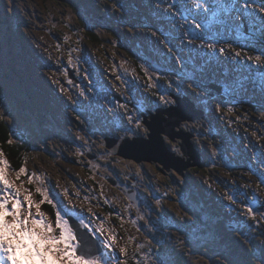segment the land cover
<instances>
[{
  "label": "rangeland",
  "instance_id": "1",
  "mask_svg": "<svg viewBox=\"0 0 264 264\" xmlns=\"http://www.w3.org/2000/svg\"><path fill=\"white\" fill-rule=\"evenodd\" d=\"M75 1V5H88L87 7L91 9L89 2H86V0H84L85 4L79 0ZM71 9L70 7H61L55 0H13L11 4H9V0H0V10H4L0 14V19L3 21V18H7L8 20V24L0 22V110L5 115L4 120L9 124L12 142L18 144L26 143L28 147L23 167L26 168L27 175L33 176V182L28 184L26 182L27 175H23L21 180L25 182L24 187L33 193L35 187L50 189L51 197L55 198V204L59 206V210L66 219L71 217L78 222L83 220L85 224H90L93 229L103 222L107 231L104 236L99 233H93L95 238L103 244L105 237L111 233L116 236L117 242L113 245L114 252L104 247V253L94 258L100 260L101 264H119L112 257L119 256L120 247H126V254L119 257L124 264H155L154 253L157 249H159L160 256L166 264H174V258H176L174 247H176L175 249H182L185 253H183L180 264H185L188 259L198 264H214L211 259L216 254L210 257L206 256L200 248L210 247L211 250L213 249L219 254L216 248L210 246L214 241L217 243L222 242L218 236L210 237V245H208L203 241V238L200 239L196 236L197 227L191 226L188 231H185L183 227L174 226L171 222L169 224L163 223L160 217L154 219L158 224L157 226L150 225L146 227L139 219L127 220L124 224L122 220V223L117 219L113 220L101 208V202L104 200L101 198L102 193L104 198L107 197L110 200L111 207L116 208L120 213L122 212L120 209L121 192L115 188L113 189L107 182L108 177H114L115 175L125 179L128 184L136 181L134 186L141 188L147 193V199H153L156 204L161 205V207L164 206L166 210L171 209L184 213L183 209H185L186 202L184 196L176 195L174 191V181L171 175L173 170H168L167 174H161L156 163L145 161L135 166V162L132 160L124 159L115 154L113 148L107 149L103 140L95 139L97 133H101L107 128L114 133H118L120 135L119 140L127 137H146L147 129L143 123L141 128H137L134 123L137 118L141 119L142 122L143 116H141V113L146 110L140 105L141 103H138L137 99L136 104L131 101L132 95L135 96L140 90L146 89L143 84L146 79L139 77L135 65L128 61L125 54L117 48V45L113 47L109 40H106L102 48L108 50L111 60L103 58L101 50L95 47H86L85 49L91 50L90 54L93 56V61L98 66V69L95 70L92 64L88 63L84 58L80 49L84 41L82 39L78 40L81 30L77 22L79 19H83V16L78 10L74 13ZM176 16V20L181 21V18L180 20L178 19L177 14ZM221 24L222 22H217V25L220 26ZM186 27L188 26L179 24L177 32L180 35L182 33L186 35ZM207 40L211 41L210 39ZM57 45H59V51H57ZM45 48H47V52L44 51ZM71 48H74L75 51ZM60 52L62 56L66 57L68 55L67 57L69 58V55H71L72 57L73 63L70 66L64 64L68 69L63 67L62 64L58 65L57 60ZM80 62L83 69L78 67ZM89 69L93 70V77L87 74V79L79 76L80 71L85 74ZM148 69L147 84H149V77L152 78L153 84V78L158 81L166 78L168 82H182V87L187 85L189 81V77L186 78V76H174L172 79L169 74L166 75L165 73ZM43 73H54V78L59 80L69 91L59 94L58 88L60 85L51 83L50 80L43 76ZM158 73L161 74L159 77ZM68 74H73V78L68 76ZM97 74L99 77L104 75L109 82H113L114 89L112 91L115 94L112 92L108 93V91L98 85L96 80H94ZM229 82L231 84L234 80L230 79ZM48 85L52 86L54 88L52 91L59 94V97L62 98L60 100L62 105L60 107L62 111L60 119H66V121L59 119L56 123L55 121L53 122L56 109L49 106L46 100H42L41 97L35 94L37 90L42 91L43 88L49 90ZM173 86L174 92H176L175 84ZM35 88L34 92L24 95L23 90L31 91ZM244 88V85L241 86V90ZM82 92L84 95H81ZM41 93L37 92V94L45 97ZM212 98L214 99L210 100V105L215 103L216 107V104L220 103V115L230 126L235 127L241 122L233 113V109L238 106L236 102H226L224 106L222 101L216 97ZM100 101H103L105 105H93L95 102L99 103ZM121 105H124V107H121ZM165 105L163 104L162 106ZM68 110L74 111L76 116L79 115L78 123L85 124V120L90 122V126L77 127L78 129L72 130L75 133L79 132L81 138H78L77 134L72 136L69 133L79 141V146L73 150L69 149L72 144L69 139L71 136H65V131L61 132L57 126V123L70 126L69 122L73 119H70V117L66 118L67 115L72 116ZM44 113H47V116ZM129 113L132 116L133 123H129ZM213 118L211 117L209 124L210 126L214 125L215 128L213 131H207L206 134L202 130V125L205 126V124L202 123L201 125L199 118L189 121L187 126V122L181 123V127L186 126V129L195 127L197 132H195V129L192 130L194 131L192 138L194 145L204 146L207 142L209 145L206 147H210L208 148L209 152L215 155V147L211 145L212 139L215 140V136H218V133L221 135L222 132H216L218 124L215 121L212 122ZM114 119L118 123H114ZM111 125H114L115 128H110ZM129 128L132 129L131 132L127 131ZM85 140L88 141L87 144ZM90 140H92L93 144ZM165 142L167 148H170L176 156L180 155L176 141H170V139L165 137ZM226 143L231 146L230 143ZM102 144L103 147H101ZM92 148H94L96 153L93 152ZM63 149L68 150L63 152ZM85 149L91 150L92 154L99 158L91 161L88 168L83 169L81 165L74 164L69 159L75 157L80 160L82 156L85 157ZM0 151L3 152L1 146ZM4 156L7 159L5 154ZM9 165L10 178L14 179L15 171L17 170H14L10 161ZM158 166L160 167L159 164ZM211 167H214V165ZM15 182L19 184L21 181ZM65 189L69 193L67 197L63 194ZM76 193H79V195H76ZM33 199L39 201L40 197L34 193ZM89 208L92 209L93 215L89 214ZM46 209L49 210L47 211ZM213 209L217 211V206L213 207ZM41 211L47 219L54 220L56 209L51 205L45 203L44 207L43 204ZM146 213L150 214V211L145 210L143 214L139 212L142 216H145ZM176 215L180 217L182 222H185L184 215L180 213H176ZM171 216L174 218V215ZM127 217L125 216L124 218L127 219ZM191 218L192 220L195 219V217ZM168 219L171 218L168 217ZM246 221L245 219V221L241 222L242 227H245ZM82 226L84 227V225ZM138 228L140 229L139 231L137 230ZM242 231L245 230L242 228ZM253 234L251 235L253 236ZM153 237L158 239L155 240ZM149 239L153 243L149 244ZM235 240H237L236 237ZM253 241L255 243L257 241L260 242L258 236H254ZM156 242H164L166 248L160 249L161 247H156ZM25 243L29 242L25 241ZM137 246H139V250ZM26 252L27 249L23 251L17 249V259H19L20 264H33V261L25 256ZM149 252L153 253V255H147ZM183 260L185 261L183 262Z\"/></svg>",
  "mask_w": 264,
  "mask_h": 264
},
{
  "label": "trees",
  "instance_id": "2",
  "mask_svg": "<svg viewBox=\"0 0 264 264\" xmlns=\"http://www.w3.org/2000/svg\"><path fill=\"white\" fill-rule=\"evenodd\" d=\"M55 1L61 7H70L72 12L76 13L78 10L82 14L84 20L79 19L77 22L81 30L78 40L84 41L80 49L88 63L92 62L91 59L89 60L85 47H95L101 50L103 58L111 60L108 50L102 48L106 40H109L113 47L117 45V48L135 65L137 74L140 78L146 79L145 82H147V76L143 70L144 64L150 69H158L144 59V55L166 68L164 72L166 75H171L172 79L174 76L189 77L187 85L182 87L181 91L184 95H190V98L204 111L205 116L200 119L201 125L205 124V126L202 125V130L205 134L207 131L214 130L215 126L209 124L211 117H214L212 122L215 121L218 124L216 132L221 131L223 134L218 133V136H215L216 139H212L211 143L216 150H221V161H216L217 155L209 152L208 148L210 147H205L204 158L207 165L202 168H191L189 171L201 172L199 182L206 188L214 190L210 191L213 199L217 198L224 203V198H226L227 204L234 205V208L238 210L239 208L243 209L241 202L244 200L251 202L252 205H264V194L258 193L257 195L251 192V189L245 191L246 198L233 196L234 200H229L228 186L224 182L223 175L219 173L220 171L227 172L229 179L234 171L226 167V162L223 160L227 158L228 162H238V168H243L238 159H242L245 155L246 162L248 163L250 160L255 165L251 166L252 163H249L248 171L242 170L240 176L246 178L245 175H249L256 182L264 179V66H262L264 65V14L258 11L261 6H264V0H249L251 5L249 7L244 6L243 0H207V3L204 0H160L159 4L156 3V0H86L91 9L87 7L88 5H75V0ZM79 1L84 3V0ZM113 4L118 5L122 10L113 8ZM173 4L175 7H171ZM2 13L0 10V14ZM176 14L179 20L181 18V21L176 20ZM0 22L8 24L7 18H3V21L0 19ZM197 22L204 27L197 29ZM217 22H222V24L219 26ZM179 24L188 26L186 27L188 32L185 31L186 35L184 33L180 35L177 32ZM197 35L201 39H194ZM202 41L205 46H199ZM212 42H215L217 49L223 47L225 42L231 43L234 48L241 51V58L233 59L230 52L224 56L219 55L218 52L210 53L206 44ZM165 45H169L171 51ZM245 50L247 56H261V61L247 60V57L244 56ZM162 55L165 56V60H162ZM64 57V55L61 56V59L67 62V58L64 59ZM177 57L179 60H183V64ZM230 79L234 80L231 84ZM107 80L104 81L107 82ZM153 80L158 82L155 78ZM160 80L162 84L169 87L166 78ZM192 82L197 84L200 89L199 97L193 95L189 89V83ZM21 84L24 85L23 82ZM243 85L245 88L241 90ZM23 93L26 96L32 93V90H23ZM212 97L222 101L224 106L226 102H236L238 106L233 109V113L241 122L235 127L230 126L221 117V111H216L215 103L210 105V100L214 99ZM150 99L156 101L151 91L148 90L139 95L138 103L147 104ZM194 129L196 130L195 127L190 128V130ZM211 134L214 135L212 132ZM11 136L9 124L5 120H0L1 149L12 162L14 170H17L25 161L28 147L26 143H9ZM226 142L242 150L237 161L232 160L233 152ZM208 145L209 143L206 144V146ZM212 165L214 167H209ZM189 171L188 173L192 174ZM237 174H239L238 170ZM236 177L238 178V175ZM238 181L240 182L239 178ZM262 186L264 192V185ZM193 188L197 197L189 199L190 210L201 214L199 212V206H203L201 195L196 186ZM263 213L264 211L260 215V220L253 217L247 218L239 212L238 215L242 216V221L247 218L249 230H251L249 232H254V235L261 237L264 241ZM242 221L233 219L232 225L236 224L239 227ZM241 232L239 230V234ZM244 239L245 237L242 238V240ZM225 240L228 247L233 246L228 237ZM222 244L224 247V243ZM248 247L253 249V241L250 245L248 244ZM230 252L238 259V248L233 246ZM214 253L215 250L212 249L208 256L210 257ZM219 254L211 259L214 261L213 263L229 264L227 261H223Z\"/></svg>",
  "mask_w": 264,
  "mask_h": 264
},
{
  "label": "snow or ice",
  "instance_id": "3",
  "mask_svg": "<svg viewBox=\"0 0 264 264\" xmlns=\"http://www.w3.org/2000/svg\"><path fill=\"white\" fill-rule=\"evenodd\" d=\"M12 2L13 0H9V4ZM204 2L207 3V0H204ZM156 3L159 4L160 0H156ZM243 3L245 7L251 6L249 0H243ZM171 7H175V4L171 5ZM113 8L122 10L115 4H113ZM258 11L264 14V6H261ZM202 27H204V25L199 22L196 23L197 29ZM153 35H155V33H153ZM194 39H201V37L197 35ZM165 46L171 51L169 45ZM199 46H205L204 42L202 41ZM206 47L212 54L218 52L219 55L224 56L227 52H230L233 59L241 58L242 56L241 51L234 48L229 42H225L224 46L219 49L215 47V42L207 43ZM44 51L47 52V48H45ZM57 51H59V45H57ZM244 56L247 57V60L249 61H261V56L259 55L254 57L247 56L246 50L244 51ZM177 59L179 60V57H177ZM179 62L183 64V60H179ZM72 63V57L69 55L68 65L70 66ZM143 70L145 75L148 76L149 69L145 67ZM54 75V73H43V76L50 80L51 83L60 85V92L67 93L69 91L68 88L64 87L59 80L55 79ZM157 75L159 77L161 74L158 73ZM85 78H88L86 73ZM174 84L177 89L175 93L168 92L167 94H159V101L173 108L177 106L181 94L182 82H168L170 88ZM153 87L158 89V83L153 84L152 78L149 77L148 88ZM189 89L193 95L199 97L200 89L197 84L194 82L189 83ZM81 95H84V93L82 92ZM153 95H157V93H153ZM166 95L168 97L167 99ZM121 107H124V105H121ZM216 111H221L220 103L216 104ZM4 119L5 115L2 110H0V120ZM76 119H80L79 115H77ZM128 120L129 123H133L130 113L128 114ZM134 123L137 128L142 127L141 119L137 118ZM127 131L131 132L132 129L129 128ZM77 137L81 138L79 132H77ZM8 142L11 143L12 139L10 138ZM85 143L87 144L88 141L85 140ZM101 147H103V144ZM23 175H27L26 168L21 166L15 171L14 179L10 178L9 161L5 159L4 153L0 151V264H20V261L16 256L17 249H20L21 251L27 249L25 256L27 259L33 261V264H101L100 260L89 259L84 255H78L84 242L79 238L78 233L70 226V220L64 217L59 210V206L55 204V198L51 197V190L43 187H35L34 193L39 195L40 200H34V193L24 187L25 182L21 180ZM15 181L21 182L17 184ZM26 182L32 184L33 176L27 175ZM262 185H264V179L257 183V188H260ZM63 194L66 197L69 196L67 189L64 190ZM76 195H79V193H76ZM101 198L106 199L103 197L102 193ZM228 199L234 200V197L228 195ZM44 203H47L56 209L54 220L47 219L45 214L41 211V206ZM157 203L159 202L157 201ZM245 207L249 215H255L253 209L247 206ZM33 209H35V211H33ZM88 211L90 215H93L91 208H89ZM115 215L118 220L123 219L119 213H116ZM80 223L84 225L90 239H95L93 233H99L101 236H104L107 231L103 222H101L95 229H93L90 224H85L83 220H81ZM137 230L139 231L140 229L138 228ZM25 241H28L29 243H25ZM116 242V236L109 233L103 240V245L105 248L114 252L113 245ZM148 243L151 244L153 241L149 239ZM137 248L139 250V246H137ZM125 254L126 247H120L119 256H113L112 259L118 261L119 264H124L123 261H120L119 257H122ZM147 255H153V253L149 252ZM154 255L155 264H166L160 256L159 249H157Z\"/></svg>",
  "mask_w": 264,
  "mask_h": 264
},
{
  "label": "flooded vegetation",
  "instance_id": "4",
  "mask_svg": "<svg viewBox=\"0 0 264 264\" xmlns=\"http://www.w3.org/2000/svg\"><path fill=\"white\" fill-rule=\"evenodd\" d=\"M90 51L91 50H86V52L88 53L89 57H93L92 54H90ZM94 52L97 53L96 51H94ZM145 67L146 66L144 64V68ZM96 82L99 83L98 81H96ZM157 83H158V89L156 87L148 88L147 82H144L143 84L145 85L146 89L140 90L141 93L142 92L146 93L148 90H150L152 95H153V93H157V95H153V98L156 99V101H152V99H150L151 105L150 104L148 105V109H146L147 112L148 111H154V109H156V108H161V109L168 108L169 107L168 105L162 106L164 103L162 104V102L159 101V94L162 93V92H164V93L173 92L174 93V86H172L170 88V87H167L165 84H162L160 82H154V84H157ZM102 89L111 90L112 89V85L109 82H104V84H102ZM180 95H184V93L181 92ZM186 95L190 96L188 94H186ZM154 106H155V108H154ZM183 123H185V122H183ZM143 125L146 127L147 133H148L147 126L144 123H143ZM187 125H188V122L186 123V126ZM186 126L181 127V124H180V128L185 129V130L187 128ZM73 127L76 128V126H73ZM195 132H197V130H195ZM191 133H192V135H194L193 134L194 131H191ZM110 134H111V136L116 138L118 141H120L119 140L120 135L118 133H114L112 130L110 131L108 128L104 129L103 132H101V133H97L95 135V139L98 138L99 141H102V140L104 141V136L110 135ZM221 135H223V134H221ZM170 141H172V140H170ZM175 141L178 143V147H179L180 139L176 138ZM175 141H173V142H175ZM90 142L93 144L92 140H90ZM78 145H79V142H78ZM74 147L76 148L77 146L73 145L72 148H74ZM195 147L197 149H199L200 151H204V149H203L204 147L202 145L195 146ZM113 149L115 150V154H116L117 153V147L115 146V147H113ZM92 150H93V152H95L94 148H92ZM216 151H217V154H216L217 156L215 157V160L216 161H221L222 152L219 149L216 150ZM232 152H233V155L231 156L232 160L233 161H237V159L239 158V155L242 154L241 153L242 150L239 149V147H237L234 150H232ZM84 154L85 155L86 154H90L91 156H90L89 159H87L86 157L82 156V158L80 160H78V165H81V167L83 169L84 168H88V166H89L91 161H94V160H96V158H99L95 154L93 155L91 150H86L85 149ZM246 159H247V157L245 155H244V157L242 159H240V158L238 159V160H240V162H241V164L243 166V168H238V162L237 163H231V162L227 161V158H225V160H226V165L225 166L228 167L231 171H234V173H232L229 176V179L227 178L228 177L227 172H225V171L224 172L223 171L219 172L220 175H223V178H225L224 182L228 186L229 193L227 192V189H226L227 196L231 195V196H237V197L246 198L247 195L245 194V191H248L250 189H251V192H253V193L257 194V195H258V193L260 195L264 194V192L262 191L263 186H261L260 188H257V183L259 181H257V182L254 181V179L252 177H250L249 175H245L246 178H244L243 176H240V172L242 170L248 171V169L250 168L249 163H252L251 166L255 165L250 160L247 163ZM134 165L136 166L137 164L135 163ZM156 166L159 168L161 174H167L168 173V171L161 170L160 167L158 166V164ZM220 168L222 169L221 164H220ZM237 170L239 171V174H237ZM171 175H172V180L173 181L180 180V178L177 175L174 174V171L171 172ZM236 175H238V178H239L240 182L238 181V178L236 177ZM110 178H111V181L108 182L109 185L113 189L115 188V189L119 190L121 192V195H122V200L120 201L121 202L120 209L122 210V212L119 213V214L123 217L122 221L124 223H126L127 220H133V219H136V218H139V217H141L143 219H147V218H150V219L154 218L155 219L157 217L156 214L161 215L162 217L167 219V213L164 211V210H166V208L163 205H162L163 207H161V205L156 204L153 199H147L148 194L145 193L141 188H138V187L134 186L136 181L134 183H132V184H128L125 179L119 178L118 175H115L114 177H110ZM178 185L180 187H183V184H181V183H179ZM128 192H133V194L131 196H128V194H127ZM105 198L106 199H104L101 202V204H102L101 208L104 210L105 213H111L112 210H114L115 208L111 207L110 200L107 197H105ZM224 200H225V202L223 203L222 210H223L224 213L228 212L227 215L230 218H241L242 216L238 215V212L240 214H243L247 218H249L248 216H253V215H249L248 214L245 206L250 207L251 209H253L255 207H258V206H262L263 209L258 214H255L253 216V217H255V218L259 219V220H260L259 216L264 211V205H262V204L252 205L251 202H247V201L244 200V202L243 201L241 202L242 206H243V209L239 208V210H238L237 208H234L233 205H229L227 207L226 201H228V200L226 198H224ZM145 210H149L150 214L146 213L145 216H142V215L139 214V212L143 214ZM168 214H170V213H168ZM125 216H128L127 219L124 218ZM217 216L224 217V214L218 213ZM144 223H146L145 220H144ZM219 224L220 225H225V231H226L227 224L224 222V220H220ZM230 232L232 233L234 231L230 230ZM232 234H235V233H232ZM224 236L226 238V235H224ZM247 263L248 264H264V254L261 253V255L258 258H255V259H251V260L248 259Z\"/></svg>",
  "mask_w": 264,
  "mask_h": 264
},
{
  "label": "water",
  "instance_id": "5",
  "mask_svg": "<svg viewBox=\"0 0 264 264\" xmlns=\"http://www.w3.org/2000/svg\"><path fill=\"white\" fill-rule=\"evenodd\" d=\"M193 107L191 102L179 98L176 107L157 109L155 114L144 118L143 123L149 130L147 138L135 137L122 141L117 154L135 162H155L161 165L162 169H173L180 175H183V172L190 167H201L199 152L190 141L191 134L181 129L176 130L181 122L192 120L200 115V112ZM164 136L172 141H175L176 138L181 140L179 148L182 156H176L167 148ZM112 142L108 141L107 146H113ZM71 225L84 242L78 255L91 258L98 254L100 247L94 239L89 238L88 232L77 224Z\"/></svg>",
  "mask_w": 264,
  "mask_h": 264
},
{
  "label": "bare ground",
  "instance_id": "6",
  "mask_svg": "<svg viewBox=\"0 0 264 264\" xmlns=\"http://www.w3.org/2000/svg\"><path fill=\"white\" fill-rule=\"evenodd\" d=\"M37 92L38 93H41L42 95H44L46 98H48L49 97V90H47V89H45V88H43V90L41 91V90H37Z\"/></svg>",
  "mask_w": 264,
  "mask_h": 264
}]
</instances>
